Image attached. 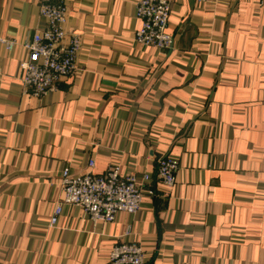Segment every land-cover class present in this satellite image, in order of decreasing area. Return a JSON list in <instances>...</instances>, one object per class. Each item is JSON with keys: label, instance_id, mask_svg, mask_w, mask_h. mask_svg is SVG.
I'll return each mask as SVG.
<instances>
[{"label": "crops", "instance_id": "crops-1", "mask_svg": "<svg viewBox=\"0 0 264 264\" xmlns=\"http://www.w3.org/2000/svg\"><path fill=\"white\" fill-rule=\"evenodd\" d=\"M63 1L81 49L54 91H25L26 51L0 44V264H108L122 241L144 264H264V5L169 0L161 51L135 40L137 0ZM40 2L0 0V35L43 28ZM160 156L177 162L171 188ZM112 164L155 194L113 222L63 204L50 223L63 168Z\"/></svg>", "mask_w": 264, "mask_h": 264}, {"label": "built area", "instance_id": "built-area-1", "mask_svg": "<svg viewBox=\"0 0 264 264\" xmlns=\"http://www.w3.org/2000/svg\"><path fill=\"white\" fill-rule=\"evenodd\" d=\"M205 3L211 0H195ZM264 5V0H260ZM169 0H137L136 15L141 27L135 32V40L145 46H154L161 51L173 47L174 38L166 31L170 16ZM40 15L44 18L43 28L36 29L30 38L21 42L0 35V44L7 50L20 46L26 56L19 60L21 82L25 91L35 97L54 91L62 78L70 76L76 70L77 56L81 49L78 34L67 33L64 24L67 19V7L63 0H41ZM69 37L66 39V36ZM2 73L0 72V79ZM92 169L93 160L88 162ZM88 170L84 173H71L63 168L59 184L63 199L54 208L50 223L57 222L63 204L81 207L93 222H113L117 214L136 213L147 194L153 196V189H144L135 174H121L120 166H108L102 175ZM177 162L171 157L160 156L157 159L156 178L163 185H174ZM143 181L149 175H143ZM130 230H127L126 234ZM108 264H144V251L136 241H122L114 244L109 254Z\"/></svg>", "mask_w": 264, "mask_h": 264}]
</instances>
